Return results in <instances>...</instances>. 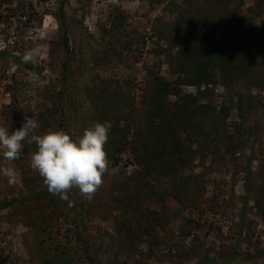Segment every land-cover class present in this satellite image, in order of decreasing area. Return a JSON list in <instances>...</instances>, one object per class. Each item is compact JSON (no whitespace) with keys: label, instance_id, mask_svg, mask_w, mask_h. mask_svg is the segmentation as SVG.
I'll return each mask as SVG.
<instances>
[{"label":"rangeland","instance_id":"obj_1","mask_svg":"<svg viewBox=\"0 0 264 264\" xmlns=\"http://www.w3.org/2000/svg\"><path fill=\"white\" fill-rule=\"evenodd\" d=\"M204 43L215 55L199 54ZM33 47L35 67L22 63ZM179 50L210 81L180 72ZM31 71L49 83L29 84ZM157 80L161 106L187 105L193 132L154 133ZM25 115L73 138L110 122L109 170L91 200L72 189L65 201L30 167L36 149L16 160L0 149V264H264V0H0V125ZM159 176L190 200L152 192L144 181Z\"/></svg>","mask_w":264,"mask_h":264},{"label":"clouds","instance_id":"obj_2","mask_svg":"<svg viewBox=\"0 0 264 264\" xmlns=\"http://www.w3.org/2000/svg\"><path fill=\"white\" fill-rule=\"evenodd\" d=\"M42 55L39 47L25 51L22 63L34 67ZM26 81L43 87L49 81L41 79L35 71L27 73ZM110 122H95L86 127L83 134L73 138L63 130L49 129L39 133V121L33 116H24L19 129L10 131L0 125V149L7 160L20 158L24 144L35 145L30 167L39 173L48 191L69 201L68 193L77 189L85 199L91 200L103 184V176L109 170L110 161L105 150Z\"/></svg>","mask_w":264,"mask_h":264},{"label":"trees","instance_id":"obj_3","mask_svg":"<svg viewBox=\"0 0 264 264\" xmlns=\"http://www.w3.org/2000/svg\"><path fill=\"white\" fill-rule=\"evenodd\" d=\"M194 23L195 22L192 23V26H194ZM115 28L119 29L118 26H115ZM198 28L200 30H202V32H200L199 35H201L202 38L206 39V34H207L206 32L207 31H206L205 25L199 26ZM196 30H197V28H196ZM195 31H194V34H195ZM204 35H205V37H204ZM193 36L194 35H192V37ZM64 40L66 43V38ZM208 44H209V46L205 49V47ZM208 44L204 43L202 46L199 47L200 50L198 52L202 57H203V55H204V57L215 55L214 44H212V43L211 44L208 43ZM191 59H192L191 57L187 58L186 54L182 50L181 51L179 50V59L177 60V66L179 67V70L181 69L180 72H183L185 74L192 72L194 77L197 79V81L195 82V85H197V86H199L203 82L207 81V79H209L208 81H210V74H209L208 68H207L208 66L200 64L198 61H196L194 59L191 60ZM180 81H181V83H184L186 85H190L192 83L191 81L184 79V78H181ZM168 92H169L168 91V85L166 84V82H163V81L161 82V81L157 80L156 88L154 89L153 94L148 97L149 110H147L145 118L147 117L146 120H149L150 123H152L154 133L156 131H158L157 135L169 136V135H173V133H175L177 129H181V130L186 129V130L193 132V130H194V128L198 122L195 120V117L193 116L194 115L193 112L190 111V109L188 107H186L187 105L178 104L171 111H168L161 106L159 98L161 96H166L168 94ZM120 101L121 100H118V103H119V104L117 103L118 105H121ZM145 109H148V107ZM39 130H40V128H39ZM43 131L44 130L41 129L38 132L44 133ZM32 149H36L34 144L33 145L25 144L23 149H22L21 154L27 153V152L31 151ZM135 149H137V148H135ZM165 149H167V146H165ZM169 149L172 150L173 153L178 155L176 161L174 160L176 158V156H174L175 158L173 159V161L175 162V164H178L179 167L182 169L186 168L185 165L187 163H189V160L191 159V157L189 155L190 152L187 155L186 154L184 155V151L181 150V145H180L179 140H174L170 144ZM153 153H156V152L153 151ZM157 153L160 157H162V155H163L162 151L157 152ZM192 154L193 153H191V156H192ZM137 165L144 166V164H142L141 158H138ZM172 166H173V164L169 162L168 168H171ZM169 177H167V178H165L163 176L157 177L156 178L157 180H155L154 182H157L159 184L158 187L155 185L154 182L144 181V183H145V185H150L152 187L151 191L155 187H156L155 189H160V186H163L162 192L165 193V195L171 197L175 202H177L179 204H183V203L188 202L190 200V196H191L188 192V189L187 188L184 189L183 184L182 185L178 184L175 182V180L172 177L171 178H169ZM130 188L123 193L128 194L129 191L130 192L132 190L135 191V189H130ZM8 204H9L8 202L2 203V204H0V207H6V205H8ZM81 223H82V220H81ZM67 264H71V263H67Z\"/></svg>","mask_w":264,"mask_h":264}]
</instances>
